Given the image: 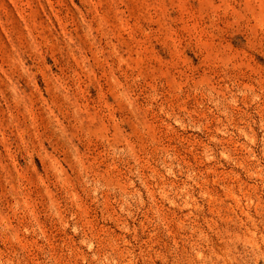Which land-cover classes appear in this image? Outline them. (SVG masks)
I'll return each instance as SVG.
<instances>
[{"label":"rangeland","instance_id":"1","mask_svg":"<svg viewBox=\"0 0 264 264\" xmlns=\"http://www.w3.org/2000/svg\"><path fill=\"white\" fill-rule=\"evenodd\" d=\"M0 264H264V0H0Z\"/></svg>","mask_w":264,"mask_h":264}]
</instances>
